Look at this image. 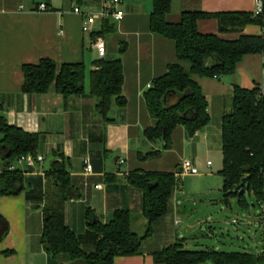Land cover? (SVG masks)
<instances>
[{
    "label": "crops",
    "instance_id": "crops-1",
    "mask_svg": "<svg viewBox=\"0 0 264 264\" xmlns=\"http://www.w3.org/2000/svg\"><path fill=\"white\" fill-rule=\"evenodd\" d=\"M41 2L47 4V11L36 10ZM256 3L257 0H172L166 18L179 22L187 10L254 12ZM75 6L80 7L82 14L74 12ZM102 6L103 0H0V115L11 125L37 133V154L45 157L34 167L19 162V158L11 166L22 171L24 189L18 195L0 196V213L10 223L7 237L0 241V264H69L67 254L53 258L42 243L46 192L53 187L46 171L60 154L71 160V176L82 193L80 198L66 203V221L88 251L94 250L98 242L86 222L89 207L104 223L111 220L116 210H129L133 230L144 234L147 219L142 210L143 193L129 182L128 175L133 170L175 172L178 184L169 210L153 224L154 232L144 240L141 254L115 257L117 264H161L155 262L154 251L187 241L191 236L185 233L203 224L199 220L191 222L190 218L185 227H180L185 195L182 178L186 176L179 173L182 162L190 159L195 164L201 150L211 152V129L221 134L222 118L231 109L236 85L254 88L264 82V51L244 56L230 75L220 78L195 75L209 101L210 123L193 136L178 125L170 149L157 157L140 160L139 152L160 150L163 146V141H150L144 134L156 124L144 94L155 78L178 62L176 43L150 29L153 0H122L120 7L125 16L120 21L109 18L113 24L110 32L100 34L103 19H97L93 32H84L86 13L97 12ZM198 28L202 33H216L225 39L240 35L220 33L215 18L199 19ZM242 34L264 36V26L249 24ZM99 36L107 45L105 59L121 57L124 68L123 92L127 103L124 107L113 105L109 119L98 112V99L90 92L89 73L96 69L94 62L101 59L95 47ZM122 44L126 48L120 53ZM43 58L53 59L58 67L63 63L84 62L85 92L65 96L56 91L54 84L45 93L24 92L23 65L38 63ZM183 65L187 70L190 68L187 61ZM2 137L0 132V140ZM120 159L124 162L120 163ZM87 161L93 166L91 173H85ZM6 163L0 153V172Z\"/></svg>",
    "mask_w": 264,
    "mask_h": 264
},
{
    "label": "trees",
    "instance_id": "trees-1",
    "mask_svg": "<svg viewBox=\"0 0 264 264\" xmlns=\"http://www.w3.org/2000/svg\"><path fill=\"white\" fill-rule=\"evenodd\" d=\"M48 1V0H46ZM262 12L247 11L208 13L187 10L179 22L167 20L172 0H153L150 29L154 33L172 39L176 43L178 62L168 66L167 72L153 80L145 91V100L156 124L148 127L144 134L150 141H163L162 149L139 152V159L159 156L170 149L175 128L182 125L188 136L210 123L209 101L195 75L222 77L236 71L239 62L249 54L264 51V36L242 34L249 24L264 26V0ZM201 18H215L220 33L237 32L235 39H225L216 33H202L198 28ZM109 18L103 20L100 34L112 30ZM122 44L119 52L125 51ZM189 62L187 70L183 62ZM96 69L89 73L90 92L97 99V110L106 119L113 105L124 107V68L121 57L104 58L94 62ZM23 91L45 93L54 84L56 91L68 95L85 92L87 76L84 62L63 63L58 67L50 58L38 63L23 65ZM264 86V82H263ZM262 84L254 88L234 87L231 109L224 113L221 125L223 166V191L227 204L236 197L239 205L247 209L253 197L258 205L264 203V91ZM0 153L6 166L0 172V196L18 195L24 189L23 174L11 166L26 154L37 155L39 135L8 123L0 115ZM46 171L53 187L46 192L43 208L42 243L53 258L65 253L69 264H117L116 256H132L142 252L146 238L154 232L153 224L164 217L178 184L175 172L133 170L129 182L143 193L142 210L147 219L144 234L133 230V219L129 210L118 209L108 223L95 216L94 210L86 211L88 227L94 230L98 242L94 250H85L77 234L66 221V203L80 198L82 193L71 176V160L59 155ZM253 204V203H252ZM254 205V204H253ZM10 231L9 221L0 213V241ZM155 262L161 264H264V253L249 251H218L216 249L189 250L183 242L170 244L153 252Z\"/></svg>",
    "mask_w": 264,
    "mask_h": 264
},
{
    "label": "rangeland",
    "instance_id": "rangeland-1",
    "mask_svg": "<svg viewBox=\"0 0 264 264\" xmlns=\"http://www.w3.org/2000/svg\"><path fill=\"white\" fill-rule=\"evenodd\" d=\"M211 132V152L207 154L201 150L196 158L199 174H184L186 176L182 178L185 195L182 197L184 213L180 215V227H185L190 218L191 222H203L201 228L185 233L191 238L184 241L183 246L189 250L264 253V225L259 220L262 209L250 196L248 199L254 205L251 203L247 209L239 205L236 197L230 198L229 204L224 200V178L219 174L223 166L221 134L214 128ZM208 160L213 163L210 168L207 167Z\"/></svg>",
    "mask_w": 264,
    "mask_h": 264
},
{
    "label": "built area",
    "instance_id": "built-area-1",
    "mask_svg": "<svg viewBox=\"0 0 264 264\" xmlns=\"http://www.w3.org/2000/svg\"><path fill=\"white\" fill-rule=\"evenodd\" d=\"M122 0H103V6L100 8L99 11L94 13H86L85 19L82 24V29L84 32L91 33L93 32V27L97 21V19H106L111 18L114 21H120L125 16V11L120 7V3ZM49 7L45 2H41L36 10L38 11H47ZM263 4L261 0H257L255 13L258 14L262 12ZM74 12L80 13L81 9L79 6L74 7ZM95 47L97 49L98 55L100 58H104L107 51V45L106 42L102 37H97L95 40ZM264 86L262 84L261 92L263 93ZM19 162H25L28 166L34 167L37 163L43 162L45 160V157L43 155H32V154H26L19 157ZM124 160L120 159V163H123ZM208 167L211 165V161H208L207 163ZM85 173H91L93 172V166L89 161L86 162L84 167ZM199 169L196 167L194 162L190 159H185L181 164V169L179 170L180 174H192L197 175L199 174ZM101 185H97V187H100ZM262 209L261 214L259 215L260 222L264 225V203H261L259 205ZM233 222H236L234 219Z\"/></svg>",
    "mask_w": 264,
    "mask_h": 264
}]
</instances>
